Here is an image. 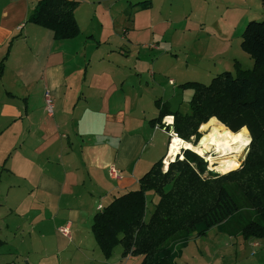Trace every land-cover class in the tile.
Masks as SVG:
<instances>
[{
  "label": "crops",
  "instance_id": "0c3cea01",
  "mask_svg": "<svg viewBox=\"0 0 264 264\" xmlns=\"http://www.w3.org/2000/svg\"><path fill=\"white\" fill-rule=\"evenodd\" d=\"M38 1L0 0V62L12 40L0 74V264H139L141 257L122 259V249L101 261L91 226L95 214L136 190L139 178L166 157L167 133L149 124L159 112L156 101L175 111L183 100L179 84L166 80L167 69L156 68L158 60L145 72L133 66L139 53L132 51L131 35L141 10L129 6L147 1L150 12L155 1H124L122 11L129 8L131 19H124L114 43L93 28L94 15L83 9L94 12L100 0H74L80 32L68 40L26 22ZM173 1L200 8L199 0ZM208 1L216 2L218 13L209 16L218 23L209 36L221 43L231 36L229 24L237 29L264 10V0L200 4ZM155 40L150 53L171 62ZM110 167L119 172L116 178ZM152 202L150 212L157 198Z\"/></svg>",
  "mask_w": 264,
  "mask_h": 264
},
{
  "label": "trees",
  "instance_id": "16d2710c",
  "mask_svg": "<svg viewBox=\"0 0 264 264\" xmlns=\"http://www.w3.org/2000/svg\"><path fill=\"white\" fill-rule=\"evenodd\" d=\"M149 5L144 1L129 8ZM77 6L74 0H39L26 22L51 31L56 40L73 39L80 32L74 16ZM241 39V49L253 61L250 70L236 66L235 75L222 72L208 85H179L192 91L189 113L170 111L157 100L159 112L149 124L160 128L162 119L172 116L176 137L186 142L198 140L199 127L211 118L232 133L245 127L251 140L242 168L223 175L207 172L206 161L186 149L165 172L163 159L158 160L139 178L136 190L113 199L94 215L91 232L105 259L120 246L122 259L176 264L190 241L206 237L213 228L246 241L264 238V20L248 22ZM11 43L0 62V74ZM150 193L157 202L146 219Z\"/></svg>",
  "mask_w": 264,
  "mask_h": 264
},
{
  "label": "rangeland",
  "instance_id": "374dc122",
  "mask_svg": "<svg viewBox=\"0 0 264 264\" xmlns=\"http://www.w3.org/2000/svg\"><path fill=\"white\" fill-rule=\"evenodd\" d=\"M124 1L126 0H100V3L94 6H98L94 8V12L92 11L93 7H83L84 10H87L85 14L91 13L94 15L93 28L97 32H101L103 37H109L111 42L119 38V34L121 33L120 28L125 25L124 19H126V22H128L129 18L131 19V17L126 16L124 10L122 11V9H124V3L126 4ZM129 1H132L133 4L137 1L144 0ZM153 1H155L156 5L150 12H145V10L148 9L141 10L139 8L141 11L138 17H136L135 29L131 35L134 40L132 51L134 53H139V61L133 65L136 68L135 70L145 72L150 68L152 61L158 60L156 68L158 70L166 68L169 73L168 77H165L166 80L167 78H172L177 85L194 82L208 85L211 78H214L222 72H230L232 75H235L236 66L242 70H250L252 68V59L240 47L242 41L241 36L248 22L264 20V10L257 9V11L251 15L254 16V18L248 19L244 24L241 23L242 25L237 29L229 24V33L231 36L227 43H221L219 39L209 36L211 33H217L216 25L218 23L210 21L209 17L218 14L215 10V1L213 3L208 1V3L200 4L199 0L198 3L200 8L197 9L193 4L187 2H183L182 6L176 7L175 5L179 4L181 1L169 0L164 4L159 0ZM127 4H129L128 1ZM148 22L152 24L150 29L147 24ZM200 22L204 24L203 26L205 27L194 28V24L198 25ZM155 37L157 39L155 42H160L162 53L172 56L171 62H167L162 56L159 57L160 55H158L156 51L150 53L149 48L151 49V47H154L153 38ZM136 58L135 56V59ZM181 93L183 94V100L181 99L180 106H176L174 109L180 113H189L188 102L192 96V91L183 90ZM185 99H187V101H185ZM169 117L172 118L170 125L171 132L169 134L166 132L169 139L167 155L162 161L163 172L166 171L168 164L177 157L182 159L181 151L184 150L180 149V154L173 159H168L167 157L169 144L172 141L171 138L176 136L173 131V117ZM244 129L249 138V143L237 156L239 166L237 169L242 168L251 140L247 129L245 127ZM198 133V140L192 137L187 143L195 146L205 132L201 131L199 127ZM193 153L198 155L195 152ZM207 155L212 158L216 157L214 151H211ZM199 157L206 161L207 172L223 175L214 170L215 167L207 160V156ZM111 168L113 167L109 168L110 176ZM113 169L116 171L114 175L118 176L119 172L115 168ZM203 177L206 176L204 175ZM149 195H151L152 198L148 199L155 198L152 193ZM151 204H153V202L148 200L146 219H148V216L153 212V210L150 212ZM257 240V242L255 241L252 245H249L248 241L251 240L246 241L241 237L231 238L218 233L216 229L213 228L207 233L206 237L190 241L188 246L183 250L182 255L176 259V264H264V238ZM120 249V246L114 249L113 257L116 256ZM95 252L98 254L94 255H101L100 257L103 259L98 246H95ZM209 254L210 257H208ZM237 254L239 255L237 256ZM212 255L213 257H211ZM193 258H196L197 261ZM118 260L117 262L107 261L104 263L122 264L121 261L118 263ZM101 261L105 260L103 259ZM130 261V264H137L138 259H130Z\"/></svg>",
  "mask_w": 264,
  "mask_h": 264
},
{
  "label": "bare ground",
  "instance_id": "6f19581e",
  "mask_svg": "<svg viewBox=\"0 0 264 264\" xmlns=\"http://www.w3.org/2000/svg\"><path fill=\"white\" fill-rule=\"evenodd\" d=\"M205 132L194 146L184 142L176 136L172 137L169 144L168 159H173L180 154V149H186L197 153L199 156H207V160L214 170L219 174H225L237 169V156L248 145L249 138L243 128L238 133H232L215 119H210L206 124L200 126ZM214 151L215 158L208 157Z\"/></svg>",
  "mask_w": 264,
  "mask_h": 264
},
{
  "label": "built area",
  "instance_id": "2783aa9c",
  "mask_svg": "<svg viewBox=\"0 0 264 264\" xmlns=\"http://www.w3.org/2000/svg\"><path fill=\"white\" fill-rule=\"evenodd\" d=\"M45 104H46V112H47V114H51L52 113V105H51L50 100L46 99ZM171 122H172V118L171 117H169V116L164 117L162 119V121H161L162 127H160V128L158 127V128L161 129L164 132H167L169 134L171 132V127H170ZM110 174H111V176L117 177L116 175H114V174H116V171L113 168H111Z\"/></svg>",
  "mask_w": 264,
  "mask_h": 264
}]
</instances>
